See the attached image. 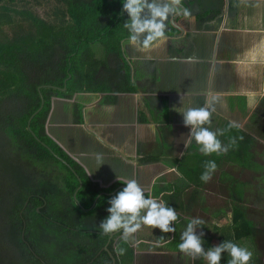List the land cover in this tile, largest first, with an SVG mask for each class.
I'll return each mask as SVG.
<instances>
[{
    "label": "crops",
    "instance_id": "crops-1",
    "mask_svg": "<svg viewBox=\"0 0 264 264\" xmlns=\"http://www.w3.org/2000/svg\"><path fill=\"white\" fill-rule=\"evenodd\" d=\"M182 4L191 15L183 17L181 32L167 33L170 16L166 39L148 49L133 46L127 36L120 41L121 55L116 56L103 45L94 48V42L95 58L105 62L106 68L124 61L136 89L53 96L45 131L100 187L116 183L117 174L135 179L146 196L163 201L179 214L172 225L175 233L142 226L129 241L121 238L122 233L116 236L120 264H195L177 247L193 217L205 221L196 229V234L204 233L205 250L232 241L252 251L249 264H263L264 254L256 240L261 207L258 201L248 200L258 195V173L244 158L230 159L228 152L206 156L195 141L185 143L190 129L177 111L203 105L208 92L218 94L221 99L211 116V129H226L220 137L224 144L233 128L250 133L255 140L250 153L253 160L258 158L256 148L264 145V137L252 127L264 120V0H222L216 10L210 4L201 7L198 0ZM75 104L81 108L79 123L73 113ZM141 114H145L144 121ZM98 153L105 162L100 167ZM208 160H214L217 169L204 183L200 176ZM244 222L255 233L236 238L237 229L246 231ZM230 259L224 253L220 264ZM201 264L208 262L203 259Z\"/></svg>",
    "mask_w": 264,
    "mask_h": 264
},
{
    "label": "trees",
    "instance_id": "trees-1",
    "mask_svg": "<svg viewBox=\"0 0 264 264\" xmlns=\"http://www.w3.org/2000/svg\"><path fill=\"white\" fill-rule=\"evenodd\" d=\"M17 1L0 0V244L4 258L0 264H111L108 251L102 250L110 234H104L99 224L108 215V200L123 188L100 195L93 208L83 209L100 191L110 192L120 182L100 187L46 133L45 122L53 96L136 89L124 61L106 68L92 47L100 42L106 52L121 55L120 41L129 36L122 0H55L50 19L33 12L27 0ZM183 17L173 16L169 35L181 32ZM41 96L43 106L30 120L37 140L27 123ZM144 109L141 104L140 111ZM80 111L75 104L77 123ZM232 137L236 145L228 157L245 159L254 138L238 128L228 131V140ZM72 169L82 182L76 199L79 180ZM243 227L246 231L237 229L236 238L255 233L246 222ZM120 233L108 242L115 264L120 262L114 239ZM203 259H195V264Z\"/></svg>",
    "mask_w": 264,
    "mask_h": 264
},
{
    "label": "clouds",
    "instance_id": "clouds-1",
    "mask_svg": "<svg viewBox=\"0 0 264 264\" xmlns=\"http://www.w3.org/2000/svg\"><path fill=\"white\" fill-rule=\"evenodd\" d=\"M122 4V14L126 12L129 17L124 23V28L128 30L131 44L140 50L148 49L154 42L166 39V21L170 16L182 14L187 18L191 15L188 8L182 7V0H122ZM220 99L218 94L208 92L203 105L188 106L177 111L182 115L185 127L190 129L185 143L195 141L200 152L206 156L213 153L226 154L236 145L235 137L229 138L227 144L220 139L225 135L226 129H211V116ZM96 161L99 167L104 164L103 154H96ZM216 169L214 160L205 161L201 181L209 182ZM117 180L125 187L108 200V215L99 224L104 234L122 230L121 238L129 241L142 226L159 228L163 233H175L176 228L172 225L178 221L179 214L174 207L146 196L145 189L135 179H122L117 174ZM204 224L205 221L200 217L189 220L177 245L181 253L193 260L204 258L208 264H220L223 254L227 253L231 257L228 264H249L253 256L252 251L232 241L224 240L219 245L205 250L204 233L196 234V229L202 228ZM119 251L123 254L124 249Z\"/></svg>",
    "mask_w": 264,
    "mask_h": 264
},
{
    "label": "rangeland",
    "instance_id": "rangeland-1",
    "mask_svg": "<svg viewBox=\"0 0 264 264\" xmlns=\"http://www.w3.org/2000/svg\"><path fill=\"white\" fill-rule=\"evenodd\" d=\"M55 0H41V2H34V0H27L26 1V6L29 7L33 12L38 13L41 16H44L46 19H50L51 17L48 16V12L53 10V5ZM188 0H183V2H185L187 4ZM189 1H193V0H189ZM17 2H21V1H17ZM222 0H198V3L202 6H205L206 4H210L211 7L216 10L217 8H219L220 4H221ZM3 3V2H2ZM7 3V1H6ZM124 16L129 19L128 15L124 14ZM94 48L99 49V48H103L102 44L100 42L95 43V45H93ZM257 127H252V129L255 130V132H259L262 136V138L264 137V120H258ZM257 140V138H256ZM168 143H165V146H168ZM169 148V147H167ZM170 149V148H169ZM256 156L258 157L256 160H253V153H248L246 154L244 163L246 165H252L254 167V171L258 173V177L256 178L257 183V190L256 193L258 194L257 197L254 194V197L250 195L249 197V201H253V202H257L259 203L260 207H261V215H260V229L259 231L256 233L257 237L256 240L259 244L260 251L261 253L264 254V145L263 146H259L258 148H256ZM260 160V161H259ZM243 162V161H242ZM2 195V192H0V196ZM261 196V198H260ZM0 205H2V202L0 200ZM1 220V219H0ZM2 248V244H0V258L2 261H4L3 258V252L1 251Z\"/></svg>",
    "mask_w": 264,
    "mask_h": 264
},
{
    "label": "water",
    "instance_id": "water-1",
    "mask_svg": "<svg viewBox=\"0 0 264 264\" xmlns=\"http://www.w3.org/2000/svg\"><path fill=\"white\" fill-rule=\"evenodd\" d=\"M48 86H50V87H55V86H53V85H48ZM40 88V87H39ZM61 90H65L66 89V85H64L63 87H61L60 88ZM42 106H43V98H42V96H41V103H40V106L36 109V111H34L31 115H30V117H29V119H28V123H27V128L30 130V132L32 133V135H34L35 136V138L37 139V140H39V138L36 136V134L30 129V120H31V118L42 108ZM44 145H46L44 142H42ZM47 146V145H46ZM48 147V149H51L49 146H47ZM55 156L56 157H58L61 161H63L64 163H67L63 158H61L60 156H58V155H56L55 154ZM68 164V163H67ZM73 170V169H72ZM74 171V170H73ZM74 173H75V171H74ZM76 174V173H75ZM76 177L78 178V180H79V185H78V187L76 188V190L74 191V198L76 199V192H77V190L81 187V185H82V182H81V180H80V177H79V175H77L76 174ZM125 187V185L124 184H122V185H120V186H118V187H116L112 192H110V193H113V192H115L116 190H118L119 188H124ZM102 193H106L105 191H101V192H99L98 194H97V196L95 197V199H94V201L92 202V204L90 205V207L89 208H84L83 206H81V204L78 202V204L81 206V207H83V209H91V208H93L94 207V205H95V203H96V200H97V198L102 194ZM116 233V232H115ZM114 235V233H112V234H110L109 235V238H111L112 236ZM108 242L102 247V250H106V251H108V253H109V255H110V257H111V264H115V261H116V258H115V256L111 253V251L109 250V248H108Z\"/></svg>",
    "mask_w": 264,
    "mask_h": 264
}]
</instances>
